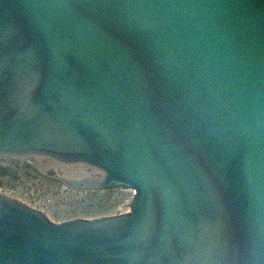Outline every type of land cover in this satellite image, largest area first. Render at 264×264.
I'll list each match as a JSON object with an SVG mask.
<instances>
[{
  "label": "water",
  "instance_id": "1",
  "mask_svg": "<svg viewBox=\"0 0 264 264\" xmlns=\"http://www.w3.org/2000/svg\"><path fill=\"white\" fill-rule=\"evenodd\" d=\"M0 156L135 189L56 223L0 192V264H264V0H0Z\"/></svg>",
  "mask_w": 264,
  "mask_h": 264
},
{
  "label": "rangeland",
  "instance_id": "2",
  "mask_svg": "<svg viewBox=\"0 0 264 264\" xmlns=\"http://www.w3.org/2000/svg\"><path fill=\"white\" fill-rule=\"evenodd\" d=\"M0 192L44 211L54 222L124 214L134 197L130 189L74 188L64 179L40 171L27 158L3 156Z\"/></svg>",
  "mask_w": 264,
  "mask_h": 264
},
{
  "label": "bare ground",
  "instance_id": "3",
  "mask_svg": "<svg viewBox=\"0 0 264 264\" xmlns=\"http://www.w3.org/2000/svg\"><path fill=\"white\" fill-rule=\"evenodd\" d=\"M74 188H77V187H74ZM118 188H123V187H118ZM123 189H130V190H132L134 193H135V189H134V187H132V188H123ZM133 200H134V197H133ZM132 203H133V201H132ZM132 203H131V205H129L128 206V208L127 209H125V210H129L130 209V206H131V209L128 211V212H130L131 210H132ZM26 205V204H25ZM28 206V205H27ZM30 207H32V208H35V209H38V208H36V207H34V206H30ZM42 213H44L47 217H48V215L44 212V211H42V210H40ZM49 218V217H48ZM50 220H51V218H49ZM71 220V219H70ZM53 221V220H52ZM64 222V221H63Z\"/></svg>",
  "mask_w": 264,
  "mask_h": 264
}]
</instances>
